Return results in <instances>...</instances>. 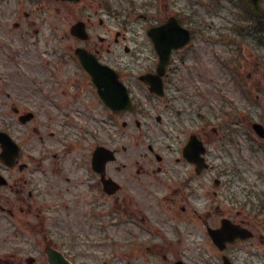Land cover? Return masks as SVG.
I'll use <instances>...</instances> for the list:
<instances>
[{"label": "flooded vegetation", "instance_id": "1", "mask_svg": "<svg viewBox=\"0 0 264 264\" xmlns=\"http://www.w3.org/2000/svg\"><path fill=\"white\" fill-rule=\"evenodd\" d=\"M55 1L59 6L53 9L62 12L58 25L64 49L88 52L92 65L103 75L100 89L117 91L118 78L132 105L112 112L74 56L73 103L85 110V97L74 96L88 92V104L98 106L92 107L85 129L92 148L86 151L85 143L78 144L76 183L83 194L102 191L105 183L116 187L109 195L112 213L119 216L115 233L140 237L150 220L176 225L178 229L170 227V232L178 237L163 251L165 234L161 227H153L162 264H264V172L261 168L256 173L259 183L246 182V186L250 159L242 155L264 154V134H257L253 127L259 122L264 128V116L246 118L242 111H264V0H257V12L248 0ZM19 10L11 11L9 17L0 11V60L7 57L8 65L13 63L15 68L0 63V132L12 141L5 136L0 140V264H65L76 255L70 246L69 200L61 204L56 198L54 203V174L46 164V150H36L31 132L37 127L33 125L31 131L29 126L38 111L21 110L26 104L37 107V98L22 92L16 75L7 72L17 69L18 48L17 40L7 36L5 21L13 20V26L23 24L26 29L32 14ZM102 15H113V21L105 22ZM78 21L85 22L84 32L80 25L74 27ZM153 36L168 38L172 45L163 50L168 54L156 79L159 95L141 78L156 74L160 57ZM177 43L181 45L174 47ZM209 58L229 85L217 84V97L207 93L206 81L200 88L196 83L199 69L203 65L207 69ZM205 77L209 78V72ZM201 110L207 114L201 116L198 127ZM28 113L30 120L23 122ZM83 121H87L85 115ZM23 126L28 128L23 131ZM97 144L107 148L97 159L95 171L90 158ZM188 149L192 161L184 155ZM149 186H158L159 199H151ZM223 223L225 230L214 232ZM211 232L219 238L215 240ZM185 243L188 254L179 250ZM132 244L128 242L129 253ZM174 251L180 255L175 257Z\"/></svg>", "mask_w": 264, "mask_h": 264}, {"label": "rangeland", "instance_id": "2", "mask_svg": "<svg viewBox=\"0 0 264 264\" xmlns=\"http://www.w3.org/2000/svg\"><path fill=\"white\" fill-rule=\"evenodd\" d=\"M55 2V0H48L47 6L51 8L49 11H37L38 16L35 17V23L31 26L32 28L37 27L38 29V33L35 34L38 39L37 42L33 43L31 37L27 38L21 27L15 28L17 32L18 65L16 71L7 69V72L16 75L17 82L19 86H21L23 92H30L36 95L39 100L38 106L42 108V110L39 111L37 120L33 122L38 129L36 133L37 137L43 136L42 141L40 138H37L36 145L40 152L46 150L48 153L46 164L54 174L55 188L53 197L61 201V204L69 200L67 202V204H69V229L78 237L76 239H71L74 240L72 246L75 248L80 247L79 251L85 253L81 256L82 264H104L103 259L109 256V246L106 240L99 239L101 233L99 224L103 225V223H106L108 224V228L113 226L109 224L108 219L104 216V209L97 207L102 210L98 215H92L91 212L88 213V209L91 211L92 205L88 207V198L83 194L82 186L76 183V180L80 176L78 174L79 164L77 161L81 150L71 149L68 154L67 151H61L64 149L62 144L64 140L62 139L66 136L72 137L73 133H76L77 130L79 131V127L82 125L77 126V124L80 122L84 123L83 115H85L87 119L85 123H89L88 115L92 114V110L89 109L88 103L86 104L85 110H82L73 103L69 95L64 93L61 95L59 90L54 92L55 97L51 98L49 101L44 100L42 95H40L42 91L40 88L49 87L56 79L62 80L64 78L63 75L55 76L53 74L54 60L53 55L50 53V46L54 42V39L50 36V23L53 22L55 24L57 15L53 8L59 6L55 5ZM16 6L27 7L29 5L27 3H18L16 0H9L1 7V12H5L6 17H9V13L13 8H16ZM59 13L61 14L62 12ZM9 27H11V22L7 21L5 26L6 30H8ZM57 32H59V30H57ZM0 63L6 68L10 67L15 69L13 63L8 65L7 57L0 60ZM206 64L208 65L207 69L205 65H203V68L199 69V76L197 77L196 83L198 88H200L202 81H206L207 93L217 97L215 91L217 84L224 88H228L229 85L225 84V75H222L219 70L215 69V63L211 58L208 59ZM208 72L209 78L205 77L208 75ZM64 87L67 88L68 86L64 85ZM223 92L225 93L226 91ZM226 110L230 111V109ZM261 112L262 111L255 112L254 115H262ZM67 113H69V116ZM253 116L249 115L246 118H251ZM68 117L71 119L67 121ZM246 146H248V144H246ZM54 152L56 154L55 156L52 154ZM242 155L250 159L245 168V184L249 181L250 185L253 186L254 183H259L256 181V173H258L261 168L263 169L260 171L264 172V154L261 152H242ZM258 160L260 162H258ZM246 186L248 185L246 184ZM149 188L151 193L153 191H158V186H149ZM154 195H156V193H154ZM60 206L57 209L60 210ZM151 210L150 208V211ZM149 223H151V227H161V234L164 233L165 236L170 237L167 224L154 223L151 220L147 224ZM116 233L119 234L117 231ZM146 235L147 233L142 231V238ZM171 244L172 243H168L165 247H161V250L163 251L164 248ZM179 250L180 252L185 251L188 254L189 247L187 243L182 245ZM155 251L158 254L161 253L158 246L155 247ZM180 252L174 251L175 257L179 256ZM149 253L148 251L141 255V257L135 256L139 259L130 261L129 264H151L149 258L153 254ZM108 258L109 260L105 264H119L116 259L112 260L110 256Z\"/></svg>", "mask_w": 264, "mask_h": 264}, {"label": "water", "instance_id": "3", "mask_svg": "<svg viewBox=\"0 0 264 264\" xmlns=\"http://www.w3.org/2000/svg\"><path fill=\"white\" fill-rule=\"evenodd\" d=\"M157 45H158V48L161 47V42L160 41H157L156 42ZM92 72V76L94 78H96V80L98 79L99 77V73H98V70L94 67L91 68ZM102 93V96L104 97V99L107 101V103L112 106L114 109H120V108H123L125 107V104H126V96L125 94H120L119 92L117 93H107V94H103Z\"/></svg>", "mask_w": 264, "mask_h": 264}]
</instances>
